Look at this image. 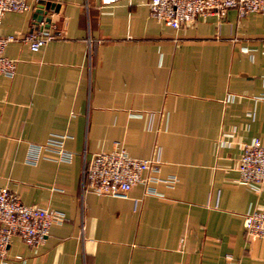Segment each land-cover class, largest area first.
I'll use <instances>...</instances> for the list:
<instances>
[{"label":"crops","instance_id":"obj_1","mask_svg":"<svg viewBox=\"0 0 264 264\" xmlns=\"http://www.w3.org/2000/svg\"><path fill=\"white\" fill-rule=\"evenodd\" d=\"M26 1L0 14V35L49 26L55 36L36 50L22 39L4 47L16 69L0 74V185L64 218L38 243L14 234L7 255L25 264H264V238L242 222L248 208L264 209V189L238 181L236 169L243 142H264V9L229 7L174 27L148 0H47L46 23L34 17L37 0ZM50 133L66 134L70 158L42 145L29 160ZM116 141L133 156L158 148L171 183L136 182L126 196L86 189L84 162Z\"/></svg>","mask_w":264,"mask_h":264},{"label":"built area","instance_id":"obj_2","mask_svg":"<svg viewBox=\"0 0 264 264\" xmlns=\"http://www.w3.org/2000/svg\"><path fill=\"white\" fill-rule=\"evenodd\" d=\"M113 1L115 0H100L101 4ZM147 3L154 18L174 27L186 24L200 14L223 16L229 7H235L240 15L264 9V0H148ZM27 7L26 0H0V14L6 10L22 11ZM54 36L49 26L31 29L23 34L0 35V74L12 76L16 69V58L4 53L6 43L22 39L28 42L31 49L36 50ZM231 132L232 130L229 133ZM65 135L50 133L44 143L36 145L35 151L28 152L27 158H35L40 146L45 145L53 148L59 158L68 160L71 151L63 147ZM160 161L158 148L152 156H133L116 141L111 149L93 152L84 162L83 186L99 193L126 196L136 182L161 179L171 183L172 176H160ZM236 169L238 181L255 189H264V142L258 136L243 142L236 160ZM147 191L159 193L150 186ZM63 218L62 210L25 203L18 192L0 185V264H25L21 254L11 257L7 255L9 242L14 234L19 235L27 244L38 243L48 233L50 224L60 222ZM242 222L247 234L264 238L263 208H248L243 214Z\"/></svg>","mask_w":264,"mask_h":264},{"label":"water","instance_id":"obj_3","mask_svg":"<svg viewBox=\"0 0 264 264\" xmlns=\"http://www.w3.org/2000/svg\"><path fill=\"white\" fill-rule=\"evenodd\" d=\"M52 3L47 0H37V3L35 5V12H34V17L37 21L44 19L46 23L49 22V16H45L44 13L45 11L50 8ZM57 6V5H56Z\"/></svg>","mask_w":264,"mask_h":264}]
</instances>
